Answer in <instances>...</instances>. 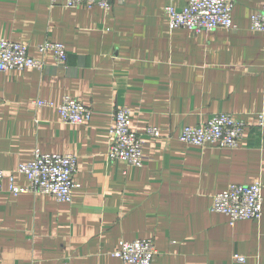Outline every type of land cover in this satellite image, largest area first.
<instances>
[{"label": "crops", "instance_id": "1", "mask_svg": "<svg viewBox=\"0 0 264 264\" xmlns=\"http://www.w3.org/2000/svg\"><path fill=\"white\" fill-rule=\"evenodd\" d=\"M187 0H112L68 7L66 0H0V38L64 44L65 67L45 55L42 70L0 71V168L43 153L77 156L69 203L41 193L0 190V264H129L112 255L120 240L152 239L151 264H264V35L250 17L264 0H236L234 28L170 29L165 6ZM91 110L82 124L60 121L63 96ZM145 140L140 167L107 157L116 108ZM216 113L245 122L235 148L188 145L183 126ZM156 127L159 137L144 134ZM15 184L27 178L15 174ZM261 184L262 215L230 224L210 210L231 184ZM243 256L235 261L234 255Z\"/></svg>", "mask_w": 264, "mask_h": 264}, {"label": "built area", "instance_id": "2", "mask_svg": "<svg viewBox=\"0 0 264 264\" xmlns=\"http://www.w3.org/2000/svg\"><path fill=\"white\" fill-rule=\"evenodd\" d=\"M112 0H66L68 7H98L104 12L111 9ZM54 2V0H53ZM236 0H187L182 7L165 6L170 29L185 28L189 30L211 31L217 28H234L232 10ZM252 30L264 35V5L250 17ZM38 56L29 54V45L0 38V71L34 68L42 70L46 66L45 55H50L53 64L65 67L67 50L64 44L44 40L35 46ZM37 107H55L60 121L66 124H82L91 116V110L83 103L70 96H63L58 103L50 100H34ZM130 109L126 106L116 108L108 128L109 146L107 157L110 160L124 161L128 166L140 167L145 159L142 134L129 127ZM245 122L228 113H216L205 123L195 126H183L178 139L188 145H212L219 148H235L244 134ZM257 126H264L263 115L258 116ZM145 135L159 137L156 127H147ZM77 171V156L72 153H43L38 149L32 152L30 161L20 163L15 170L5 172L0 168V190L6 182L7 192L41 193L53 196L58 202L69 203L73 191L79 185L74 180ZM24 175L29 184H15V174ZM261 184H231L227 189L213 195L210 210L227 217L230 224L239 220L258 219L262 215ZM157 253L152 239L120 240L113 256L129 264H151ZM235 261L244 257L233 256Z\"/></svg>", "mask_w": 264, "mask_h": 264}]
</instances>
